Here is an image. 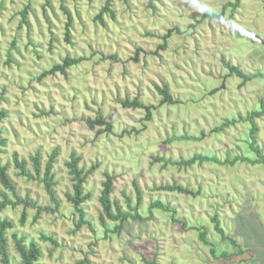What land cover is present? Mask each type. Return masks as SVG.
<instances>
[{
    "label": "rangeland",
    "instance_id": "1",
    "mask_svg": "<svg viewBox=\"0 0 264 264\" xmlns=\"http://www.w3.org/2000/svg\"><path fill=\"white\" fill-rule=\"evenodd\" d=\"M236 1L237 7H225ZM105 2L0 0V166L19 198L54 209L41 178L48 157L57 154V209L36 219L37 209L23 204L0 211L13 224L6 234L10 264L20 262L13 234L38 245L35 264H264V166L254 164L247 118L263 105L253 122L264 156V80L258 76L264 75V0H154L153 8L150 0H110L114 18L105 13L101 24L95 17ZM63 9L72 20L69 43ZM65 57L84 60L65 76L39 80ZM222 59L252 79L240 87ZM163 86L174 104H160L156 87ZM135 98L153 107L149 121L143 109L118 103ZM99 115L111 124L110 133L97 135L104 127L87 126ZM227 121L233 123L224 126ZM37 152L38 177L31 161ZM14 154L33 179L19 175ZM72 154L84 173L94 168L83 184L90 225L79 229L66 198L72 181L65 163ZM195 155L210 159L190 167L154 161ZM105 173L114 177L113 213L118 207L139 216L118 232L117 222L99 220ZM173 184L196 197L159 190ZM2 193L11 199L0 186V202ZM155 202L168 211L151 208ZM214 217L245 254L234 255L237 249L218 235ZM202 231L216 256L227 253L229 260L212 257L199 240ZM41 234L56 245L41 241Z\"/></svg>",
    "mask_w": 264,
    "mask_h": 264
},
{
    "label": "trees",
    "instance_id": "2",
    "mask_svg": "<svg viewBox=\"0 0 264 264\" xmlns=\"http://www.w3.org/2000/svg\"><path fill=\"white\" fill-rule=\"evenodd\" d=\"M153 1L154 0H150V2H149V6L151 8H153V6H152ZM225 7L235 8V7H237V1L234 2L233 4H231V3L227 4ZM25 9H27V8H25ZM65 10L66 9H63V11H65ZM25 12H26V10H24V12L22 13V22L23 23L26 21L25 20ZM65 13L67 16V21L65 23V28H64V30H65L64 39L67 43H69L70 42V27L72 25V20H71L69 13L66 11H65ZM105 13H107L112 19L114 18V12L111 10L110 0H106L105 4L102 7V9L100 10L99 14L95 17V21H98L101 24H103L102 16ZM206 15L212 16L214 14L209 13ZM213 17H215V16H213ZM168 37H169V33L166 34L165 36H163L162 40H163L164 44L162 46H160L161 49L165 48V42H166ZM83 60H84V58H82V57H80V58L65 57L60 64H55L50 69L42 72V74L39 76V80H41L45 77H48V76H53L56 73H59V74L65 76L66 71L69 68L78 65ZM221 63H222V66L228 71L229 76H235L236 78H238L240 80V83H239L240 87H242L243 85H245V83H247L248 81H250L252 79V77H250L247 74H245L244 72H242L239 67L231 65L229 62L225 61L224 59L221 60ZM258 76L264 80V75L258 74ZM156 91L159 94V96L161 97V101H160L161 105H164V104L165 105H172L175 103L172 96L169 93L167 86H163L161 88L156 87ZM118 103L123 109H133V110L143 109L145 111V117H144L145 121H149L152 117L151 111H152L153 107L146 106V105L142 104L139 101V99H137V98H135L131 101L128 99H124V100L119 101ZM262 110H263V105L261 104L260 109L251 112L247 118H248V122H250V128H249V132H248L249 148L251 151L255 152V154H256V160H255L254 164H260V165L264 166V156L261 154L260 149L256 145V133L258 132V128L253 122L254 118H258L262 114ZM2 115L4 116V114L1 113L0 117H2ZM231 123H233V121H230V122L227 121L224 124V126L227 124H231ZM86 124L90 130L94 129L95 126L104 127L103 130H98L96 132L97 135H100L102 133H110L112 131L111 124L109 122L105 121V119L101 115H99L94 120L87 119ZM221 130H222V128L219 127V128H215L214 131H221ZM0 135H1V131H0ZM4 143H5V141L0 138V146H4ZM56 155H57L56 151H53L52 154L48 157V160L46 161V164H45V167L43 170V175L41 178V183L43 184V188L46 192V195H47L49 201L52 204H54V206H55L54 209H52L50 207H39V206L37 207L35 204L31 203L28 199L19 198V196L17 195V192H16L15 185L11 182L10 178L7 175L6 166H0V186L5 190V192L8 191L10 196H11V199H7L6 195L4 193L1 194L2 195V201L0 202V211L5 209L6 207H16L18 205L23 204L25 207L30 206L32 208L37 209V215L35 216V219L38 218V216L42 212L43 213H45V212H52L53 213L54 210L57 209V207H58V202H57L54 190H53V186L55 185V182L53 180V174H52V168H53L54 159H55ZM209 159L210 158H208V157L195 155L191 159L185 160V161L182 160L181 162H172L170 159L169 160H163L160 158H155L154 161H162V162H164V164L190 167V166L195 165V164H201L202 162L209 161ZM13 161H14L15 167L19 171V175H21L22 177H25L27 179H33L32 176H30V174L25 170L24 161L18 160L16 154L13 155ZM31 161H32V166H33L35 176H37V177L40 176L39 175L40 158H39L38 152L31 158ZM79 162H80V158L76 157L74 154H72L70 156V160L65 163V166L68 169V173H69V176H70L71 181H72V195L67 194L66 198H67L68 202H70V204L72 205L74 212L76 214H78V216H79V220L75 226L76 229H79L83 225H85V226L90 225L89 222L84 219V211L82 208V204L85 201H87L89 198V194L83 193V184L86 181V178L89 175V173L94 169V168H91V170L84 173L82 169H79V166H78ZM228 163H232V162H228ZM104 178L105 179L102 182V190H101L100 196H99V203H100L101 209H102V214L100 215L99 220H100L102 225H104V222L106 219L109 221H112V222H117L118 226L116 227L115 230L118 232L122 228L124 222H126L128 219H131V220L139 219V216L137 214L132 216L129 213L121 212L118 207H116V211H115V213H113V211H112L113 204L110 200V196H111L112 191H113V179H114V177L112 175L105 173ZM159 190L166 191V192H176V193H180V194L188 195V196H193V197H196V195H197L193 191L188 190L187 188H183L180 185H176V184L160 186ZM137 194H138V200H139L140 195H139L138 190H137ZM152 207L168 211L167 208H164V206L158 202H155L154 204H152L151 208ZM24 218H25V212L23 211L21 213L20 225H23ZM175 222L178 223V220H175ZM213 222L215 224V230L218 233V235H220L223 240L228 241L231 245H233L237 249L238 254H234V255H243L246 253V250H243L241 248V246L237 243L236 240H234L230 237L228 238L224 235V232L221 228H219L218 221L215 219V217L213 218ZM12 229H13V224L10 220H8L7 218H0V257H1L0 261H1V264H10L9 255L7 253L8 240H7L6 234L9 230H12ZM205 237H206V234L204 231L199 233V240L203 244L210 246V253H211L212 257H214V259H222L223 258V259L229 260V256L227 253H222L220 256H216L215 249L210 245V243L206 240ZM12 239H13L14 248H15L16 253L18 254L19 259H20V262L18 264H35V263H37V261L41 257V252H40V249L36 243L31 241L28 245H25L24 239L22 237H18L16 234L12 235ZM40 240L41 241H49L52 244L56 245L55 240H53L51 237H47L43 234H41ZM86 263L88 264V262H86ZM152 264H156V263L152 262ZM224 264H226V263H224Z\"/></svg>",
    "mask_w": 264,
    "mask_h": 264
}]
</instances>
